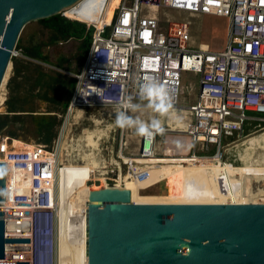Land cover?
Here are the masks:
<instances>
[{"label":"built area","instance_id":"1","mask_svg":"<svg viewBox=\"0 0 264 264\" xmlns=\"http://www.w3.org/2000/svg\"><path fill=\"white\" fill-rule=\"evenodd\" d=\"M108 2L101 9V19ZM161 8L227 19L224 46L219 50L191 46L188 23L162 21ZM71 20L93 28V33L81 70L67 74L75 86L64 113L51 114L62 120L55 149L0 135L6 180L5 198L0 202L5 221L2 262L57 264L58 155L77 111L143 106L147 100L140 96V85L154 79L168 90L169 110L175 112L181 72L199 77L194 104L180 110L179 116L175 113L176 118L168 113L170 123L157 126L162 131L139 135L134 154L126 157L117 149L112 166L120 169L123 164L124 179L142 185L151 178L146 161L161 156L159 140L164 135L176 141L174 158L182 155L179 148L184 139L189 158L220 162L226 138L241 137L249 122L264 123V117L255 116L264 115V0H119L109 22ZM15 142L26 147L16 149Z\"/></svg>","mask_w":264,"mask_h":264},{"label":"water","instance_id":"2","mask_svg":"<svg viewBox=\"0 0 264 264\" xmlns=\"http://www.w3.org/2000/svg\"><path fill=\"white\" fill-rule=\"evenodd\" d=\"M83 0H0V87L31 22ZM53 109V106H50ZM6 191L0 162V202ZM0 212V264L5 251ZM87 264H264V204L92 202L86 210Z\"/></svg>","mask_w":264,"mask_h":264},{"label":"bare ground","instance_id":"3","mask_svg":"<svg viewBox=\"0 0 264 264\" xmlns=\"http://www.w3.org/2000/svg\"><path fill=\"white\" fill-rule=\"evenodd\" d=\"M105 0H83L78 6L64 12L67 18L86 22H109L119 0H109L104 16L100 17ZM95 9L90 11L89 5ZM56 86V85H55ZM41 92V91H40ZM50 105V103L42 102ZM177 117L175 112H168ZM159 140L162 148L159 158H150L151 178L145 184L124 179L120 169L98 164L91 160L86 163L69 161L66 139L61 145L58 170V259L57 264H87L86 257V210L92 202H120L133 204H264V166L232 167L211 159H191L185 149L179 148L182 155L173 157L175 140L164 135ZM71 142L76 141L68 138ZM94 145L92 134L83 138ZM264 139V134H262ZM183 143V144H184ZM78 145V143H75ZM16 149L26 146L15 142ZM165 149L167 155H162ZM66 153V154H65ZM64 156L66 159L64 160ZM92 157V156H91ZM90 158V157H89ZM239 174V175H238ZM99 188H80L87 181L112 180ZM191 180H195L191 184ZM124 182V184H123ZM166 182L160 193H154L157 183ZM94 183V182H93ZM118 184V185H117ZM87 188V187H86ZM148 189L147 194L140 190ZM74 201L75 218L71 222L68 205ZM72 211V210H71ZM73 215V214H72ZM72 237V242L71 238Z\"/></svg>","mask_w":264,"mask_h":264},{"label":"rangeland","instance_id":"4","mask_svg":"<svg viewBox=\"0 0 264 264\" xmlns=\"http://www.w3.org/2000/svg\"><path fill=\"white\" fill-rule=\"evenodd\" d=\"M159 17L160 19H162V21H164L165 18H168L172 21L188 23V30L192 39L191 46L193 47L207 45L211 50H219L224 46L228 35V25H226V23L228 24V22L226 21L227 19L221 17L199 14L190 15L186 11L166 8H161L159 10ZM41 31L43 32V34H41ZM47 35L48 32L44 30L40 24L31 22L23 29L20 35V43L22 46H27L30 43L33 44L39 41L46 42ZM43 51L44 53L48 54L49 61L53 65H56L60 61V59H63L64 61H62V66L66 67V70L61 72V74L63 75H56V71L48 70L49 67L45 66L47 67V69H44L42 70V72L37 74L32 86L31 94V99L36 102L34 104V112L36 115L61 113V104L57 106L51 104L50 102L53 101L52 99L56 98L57 92L60 91V88H62L61 84L64 83L63 80H65V78H62L67 74L78 73V71L81 70L82 67L78 70V64L81 55L80 43L75 40H69L67 42H62L54 46L43 48ZM18 53L19 52H17L16 56H18ZM52 68L56 67L52 66ZM10 69L11 65L7 69L5 78L0 87V112H3L5 110V106L3 103L6 94V82L10 76ZM198 78L199 77L197 75L191 72H181L180 82L182 89L181 94L179 95V105L175 111L178 116L180 114V110L195 103L198 95ZM66 99L67 95L63 96V100L66 101ZM42 102L50 103V105L42 104ZM145 103L147 104L148 101ZM146 104H143V106H145ZM50 106H53V109H51ZM143 106L139 111L129 110L128 114L133 116L134 118H138L144 121L146 124H152V122L156 120L159 121L160 125L165 127L166 123H170L167 114L171 110H168L165 114H160L150 108H145ZM118 112V110L116 111L115 109L111 108L86 109L77 111V113L75 114V125L72 128L70 136H68L65 140L67 152H69V154L67 153L69 161L72 160L76 163L82 164L93 160L98 164L112 166V162L116 156L117 149L122 150V154L126 157L134 154L136 151L139 135L136 134L134 128L121 129L115 125V118ZM255 116L264 117V115L262 114H256ZM89 134H92L94 145H89L88 142L84 141L83 139L84 137L86 138V136ZM262 134H264V123L258 125L249 122L247 128L242 132L241 137H238V135H233L224 140L221 162L232 167L257 165L263 167L264 139H262ZM177 135L178 134H172L170 136ZM179 136L186 138L185 135ZM71 137L72 140H77L75 143H78V145L68 139ZM161 140H163V138ZM21 142L32 145L30 141ZM55 145L56 144L54 143L52 151L53 149H55ZM181 148L185 149V143L181 146ZM162 153L165 155L168 154L166 153L165 149L162 150ZM65 159L66 157L64 156V160ZM120 169L121 174L124 178L127 169L123 164H121ZM59 174L60 172L57 167V207ZM113 179L114 178H112V180L105 181H87L84 186H81L80 188L89 189V186L90 188H99L104 186L105 184L111 185L113 184ZM191 182V184H194L195 180H191ZM89 183L91 184L89 185ZM165 183L166 182L158 183L153 188V192L156 194L160 193ZM147 192L148 189L140 190L141 194H147ZM68 207L69 209L71 208V222H73L75 218L74 201H72L71 204L68 205ZM70 238L72 242V237L70 236Z\"/></svg>","mask_w":264,"mask_h":264},{"label":"trees","instance_id":"5","mask_svg":"<svg viewBox=\"0 0 264 264\" xmlns=\"http://www.w3.org/2000/svg\"><path fill=\"white\" fill-rule=\"evenodd\" d=\"M35 23L40 24L48 32L47 40L22 46L21 38L18 39L15 50L19 53L18 56L11 58L10 76L5 87L6 94L3 103L5 110L0 112V135L25 142L30 141L31 144L41 145L51 151L62 120L51 114H35L34 104L36 102L31 99L32 86L37 74L47 67H49L48 70L56 71V75H63L61 72L65 71L66 67L62 66L63 59H60L56 65L50 63L48 54L44 53L43 48L69 40L78 41L81 50L79 70L89 50L93 28H87L84 23L71 20L63 15H56L35 21ZM41 34H43L42 31ZM67 76L62 78H65L63 81L66 83L57 92L56 98L50 102L57 106L61 104L60 110L63 113L75 86L74 79ZM65 95H67L66 101L63 100Z\"/></svg>","mask_w":264,"mask_h":264},{"label":"clouds","instance_id":"6","mask_svg":"<svg viewBox=\"0 0 264 264\" xmlns=\"http://www.w3.org/2000/svg\"><path fill=\"white\" fill-rule=\"evenodd\" d=\"M140 96L142 100L148 103L143 106L150 108L160 114H165L171 107L168 90L158 81L145 80L140 85ZM142 106L140 104L130 105L128 110H121L116 114L115 125L121 129L134 128L136 134L142 136H151L154 131H162L158 128L159 121L154 120L152 124H146L144 121L129 115L130 111H139Z\"/></svg>","mask_w":264,"mask_h":264},{"label":"crops","instance_id":"7","mask_svg":"<svg viewBox=\"0 0 264 264\" xmlns=\"http://www.w3.org/2000/svg\"><path fill=\"white\" fill-rule=\"evenodd\" d=\"M48 84V83H47ZM64 85V83H62L61 84V87ZM61 89V88H60ZM55 92H57V91H55ZM49 94V93H48ZM55 99V98H54ZM54 99H52V100H54ZM5 100V99H4ZM50 100V99H49ZM40 101V100H39ZM44 101H47V100H44Z\"/></svg>","mask_w":264,"mask_h":264}]
</instances>
